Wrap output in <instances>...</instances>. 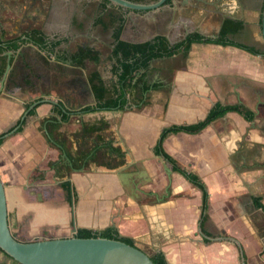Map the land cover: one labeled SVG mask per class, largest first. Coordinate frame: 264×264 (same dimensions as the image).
I'll return each instance as SVG.
<instances>
[{
  "label": "crops",
  "instance_id": "crops-1",
  "mask_svg": "<svg viewBox=\"0 0 264 264\" xmlns=\"http://www.w3.org/2000/svg\"><path fill=\"white\" fill-rule=\"evenodd\" d=\"M63 1L65 4L67 0ZM73 1L78 4L82 0ZM189 3L179 10L172 0L152 11L122 9L119 12L126 21L121 39L144 43L162 35L177 43L187 37L189 30L213 37L223 21L230 20L240 23L241 29L229 35V40L264 52V0ZM51 15L59 30L48 34L37 28L50 41L62 40L55 53L33 46L24 32L0 36V42L17 39L19 43L16 51L11 50L12 77L26 72L33 57L40 56L45 64L54 62L55 72L67 85L63 96L55 99L70 115L67 122L55 115L60 124L52 134L63 146H52L42 125L45 118L54 116L55 105L51 103L38 104L36 114L26 117L22 130L0 144V177L9 190V215L12 208L32 209L33 203L24 202L22 197L37 195L33 187H39L40 180L35 178L39 173H44L49 183L44 167L50 162L71 166L70 155L80 163V157L96 143H102L96 160L60 176H69L75 190L78 228L115 227L121 235L133 238L135 244L162 251L172 264H264V211L254 201L259 198L264 206V55L231 44L193 42L186 57L180 52L154 59L137 76L155 86L145 96H132L123 109L81 113L82 108L97 103L93 84L98 82H91L94 74L107 87L118 88V64L112 55L113 29L102 27L109 31L108 38L94 32L68 33L67 29L63 31L65 23L84 21L87 14L66 12L60 6ZM93 17L94 14L95 20ZM79 38L88 44L77 46ZM103 41L108 44L106 63L101 60L97 44ZM1 45L0 70L9 51ZM82 49L97 53L98 61L87 59L84 65H78L73 57ZM91 61L94 64L88 66ZM44 77L47 79L43 80L50 78ZM44 98L43 94L23 98L12 91L0 93V135L13 130L28 104ZM216 105L241 106L252 112L253 118L229 111L197 133L169 134L163 149L171 160L156 154L155 146L164 128L197 124ZM109 144L124 152L121 165L108 168L104 164L118 161V157L107 158ZM93 154L94 151L88 158ZM175 164L197 175L205 185V219L204 191L176 171ZM41 203L36 206H43ZM48 206L51 205L45 204ZM52 209L53 206L37 215L54 222ZM59 212L58 230L70 232L72 227L65 219L69 215L67 208L62 206ZM47 226L52 225L46 223L43 228ZM0 254L1 264H15L1 250Z\"/></svg>",
  "mask_w": 264,
  "mask_h": 264
},
{
  "label": "trees",
  "instance_id": "trees-1",
  "mask_svg": "<svg viewBox=\"0 0 264 264\" xmlns=\"http://www.w3.org/2000/svg\"><path fill=\"white\" fill-rule=\"evenodd\" d=\"M136 3H142V4H150L155 3L158 0H130ZM171 3V0H167L166 4ZM101 9H102V16L98 19L97 23L101 24L102 27L106 29H113V40H114V47L112 50V55L114 59L117 61V76H118V88H109L107 87L101 79H99V76L97 74H94L91 78V82L97 81L98 84L94 85V93L97 100V103L95 106H87L82 108L79 112L86 113L91 112L94 110H105V109H123L125 108L129 101L131 100L132 96L138 95V96H145L149 93V91L155 86L148 85L147 83L143 82L142 78H138L137 76L144 70L146 71L151 61L157 58L161 57H169L176 53L182 52L183 57L187 56V53L190 49V46L193 42H205V43H215V44H231L235 45L244 49H247L255 54H263L264 52H261L259 49L255 47H250L243 45L241 43L229 40L228 37L231 34H235L238 30L241 29L240 23H233L230 20H224L222 27L219 31V33L215 37H207L204 36L198 32H193L187 35V37L175 44H171L170 41L166 36H156L153 40L147 41L144 43H129L125 42L121 39V33L123 31L125 21L126 19L121 16V13L119 11H122L123 8L115 5H111V3L108 0H101ZM104 15L108 16V21H104L103 17ZM24 35L28 37V40L31 41L34 45L38 46L39 49L43 51H47L49 53H55L57 47L62 42L60 41H50L44 34V32L41 31L39 28H32L29 32H26ZM2 44L1 46L5 47L6 50H14L16 51L19 48V43L17 39L13 40H5L3 42H0ZM93 60L98 61V54L95 52H92L90 50H80L78 54H76L73 57V60L75 62L82 66L84 65V62L87 60ZM7 66V57L5 56L1 65L0 70V77L4 73ZM94 83V82H93ZM32 103L28 104L26 106V109H29ZM60 110H59V108ZM36 108L37 106H34L31 108L28 112L29 115L36 114ZM58 108V109H57ZM62 105L59 103L58 105H55L53 108L54 116L45 118L42 122L43 127H47V135H48V141L49 143L57 147L59 144L63 146L61 142H59L54 135L52 134V129L56 128L60 123L57 119V115L60 117L62 122H67L70 118V115L65 114L62 110ZM229 111H237L241 113L243 116H245L247 119H252L253 114L249 110L241 107V106H222V105H216L212 108L210 113L207 115V117L194 125H174L171 127L164 128L161 132L160 138L157 142V145L155 146V152L158 155H161L165 157L167 160H171V157L164 151L163 149V142L165 138L171 134V133H177L180 131L185 132H191V133H197L204 129L207 125H209L212 121H214L216 118L225 115ZM77 113V112H76ZM56 115V116H55ZM26 119L22 121L20 118L16 125L21 124L17 132H20L22 130L23 125L25 124ZM61 122V123H62ZM100 126L103 125V122H100ZM86 128V126H85ZM84 128V129H85ZM14 129V128H12ZM11 129V130H12ZM0 135V144H2L5 140ZM59 145V146H60ZM102 148V143H96L94 147L85 155L80 157V163L77 162V159L73 156L70 159H72L73 166L71 165H62L58 166V175L63 176L65 174H68L71 169L74 168H81L83 165H87L90 161L96 160V158L99 157L98 151L99 148ZM109 152L107 157L108 159L114 160L115 157H118V161L112 163V162H104V164L110 168L113 167L115 164L121 165L124 162V152L117 147H113L112 145L109 146ZM94 151V154L90 157L89 155ZM105 156V154H104ZM102 156V157H104ZM105 158V157H104ZM57 162H50L49 166H57ZM175 170L181 173L183 176H185L189 181L199 186L204 191V198H203V218H206V213L204 212L207 209L208 203H207V193L205 189V185L201 181V179L185 169L181 168L180 166L175 164ZM62 170L64 171L62 174ZM65 177V176H64ZM70 182H64L63 187L70 186ZM71 187V186H70ZM74 196V194H73ZM255 205L258 208H262L264 211V206L260 202L259 198H255ZM76 236L81 238H89V237H107L111 239H117L124 241L130 245H136L133 238L128 236H123L119 233L118 229L115 227H107L103 230H94V229H88V228H78ZM10 258V257H9ZM152 260L155 264H169L168 260L166 259L165 254L162 251H156L152 256ZM15 264H20L16 260L10 258Z\"/></svg>",
  "mask_w": 264,
  "mask_h": 264
},
{
  "label": "water",
  "instance_id": "water-1",
  "mask_svg": "<svg viewBox=\"0 0 264 264\" xmlns=\"http://www.w3.org/2000/svg\"><path fill=\"white\" fill-rule=\"evenodd\" d=\"M108 1L111 5L119 6L124 10L140 12L161 8L166 5L167 0H158L150 4L136 3L130 0ZM195 1L207 3L208 0ZM172 3L177 8L176 10L190 4L189 0H172ZM189 31L187 35L190 34ZM261 36L264 39V9L262 13ZM170 43L175 44L171 41ZM6 53L8 56L7 67L0 82V93L5 92V82L13 70V63L11 62L13 52L9 50ZM91 95L94 99L93 93ZM43 96L45 97V94ZM40 103L59 104L58 101L46 97L41 100H36L25 111L21 118L22 121L26 118L29 110ZM20 126L21 124L17 125L12 131L5 133L2 137L8 138L17 132ZM45 130L47 131L46 125ZM63 157L69 162L65 153ZM69 163L72 165L71 162ZM55 183L57 184V182ZM49 184L43 180L37 183L39 187H33L34 192H38L37 195H33L34 197H38V202H42V196H45V189L48 190ZM59 185L61 186V182H59ZM8 195L9 190L0 177V250L20 264H155L151 256L136 245H130L124 241L107 237L81 238L76 236L78 227L75 217H73V225L70 232L62 234L47 233L40 237H36L37 235L34 234L32 238H21L12 231ZM72 206L74 209L75 204L72 203ZM25 236H29V233H26ZM243 261L245 260L243 259ZM169 264L172 263L169 262Z\"/></svg>",
  "mask_w": 264,
  "mask_h": 264
},
{
  "label": "rangeland",
  "instance_id": "rangeland-1",
  "mask_svg": "<svg viewBox=\"0 0 264 264\" xmlns=\"http://www.w3.org/2000/svg\"><path fill=\"white\" fill-rule=\"evenodd\" d=\"M0 2H2L0 3V7L4 9L2 12L6 14V16L8 15V13L10 14L6 17V19H3L4 25L6 26L8 30V32L6 33V37H9L12 35L14 36L19 35L28 28L31 29V28L40 27L44 29V31H46L48 34L54 32L55 30L56 31L59 30L60 28L57 26V23L54 21V18L52 17L51 14L53 12H58L60 6H62L63 11H66V12L67 11L68 12L80 11L82 13L85 12L87 14V17L85 18L84 21L65 23L63 27L64 32L66 31V29L68 33H71L70 31H79V33L81 34L82 32H88L89 34H92V32H94L96 33L97 36L99 35L98 37L105 36L108 38L109 31L108 30L104 31L102 28V25L97 23V20L99 19L98 17H101L103 14L102 13L103 11L101 9V0H91V1L82 0L78 4L77 2H74L73 0L71 1L67 0L65 4H64L65 1L63 0H18V1L0 0ZM93 14H94L93 18L95 20H92ZM103 20L107 22L108 16L104 15ZM95 21H96V24H95ZM76 43H77V46L81 45L82 43L88 44V42L80 38L77 39ZM97 44L100 47V51L102 54L101 60L103 61V63L108 62L109 61L108 60V44L104 43V41L97 43ZM33 59H35L36 63L38 64V68L34 69V71L36 72L35 74L37 78H33L32 80L33 84L31 85V86H34V88L27 89L23 87L22 89L19 90V93H15V95L20 94V96H22L23 98H26L29 95L38 96L40 94H45V97L47 95H50L49 98L52 100H56L55 99L56 96L62 97L67 85L63 83L64 82L63 79L59 77V75L57 74L58 71L55 72V69H56L55 65H52L54 64V62H49L48 64H45L41 60L40 56L38 57L36 56L35 58L33 57ZM33 59H31L30 65L33 64ZM92 64H94L93 61L89 62L88 66H92ZM42 75L51 77V78H48L49 80H43L44 78L42 77ZM30 76L31 75H29V77ZM19 80H20L19 74L16 77H12L13 83L10 84V86H13L15 82H20ZM27 81H30V79ZM7 92H9V89H7ZM49 183H50L49 188L53 189L57 187L55 182L54 183L49 182ZM45 192L47 193V195L49 194L47 191ZM58 194H59L58 196L62 200L65 193L63 192V195H62V192ZM47 195L42 196L43 200L41 204L44 205V203H46L47 201H50ZM37 199L38 197L35 196L33 197L31 201L38 202ZM64 203L66 205V202ZM72 203H74V199H72ZM11 206H12V203H11ZM13 211L14 209L12 208L11 210L12 231L15 233L16 231L15 229H13V223L15 221L14 219L15 211L14 212ZM47 233L62 234V232H60L58 228L51 229V230L49 229L44 230L43 232L41 230H34L32 232H29V236H22L21 238H32L34 234L37 235L36 237H40ZM136 246L142 247L141 249L144 250L146 253H148L150 256H152L156 252L151 246H147L143 244H136ZM2 256L3 255L0 254V260L3 259Z\"/></svg>",
  "mask_w": 264,
  "mask_h": 264
},
{
  "label": "flooded vegetation",
  "instance_id": "flooded-vegetation-1",
  "mask_svg": "<svg viewBox=\"0 0 264 264\" xmlns=\"http://www.w3.org/2000/svg\"><path fill=\"white\" fill-rule=\"evenodd\" d=\"M13 1H18V0H13ZM2 3V2H0ZM4 9L0 7V36L6 37V33L8 32L6 26L4 25L3 19H6V17L8 15H10L8 13V15L6 16V14H4L2 11ZM32 29V28H31ZM31 29H26L24 31V33L29 32ZM60 55L57 54V58H59ZM2 65V63H1ZM7 67V66H6ZM38 68V64L36 63V61L33 60V64L29 66V68H26V72H24L23 74H20V82H15V84H13V86H10V84L13 83L12 81V73H10L8 80L5 82V86L4 89L7 91V89H9V92L12 91L13 93H19V90L22 89L23 87L27 88V89H32L34 88V86H31L33 84L32 80L33 78H37L36 77V72L34 71V69ZM6 70V69H5ZM5 72V71H4ZM29 75H31L29 77ZM4 76V73L2 74V76L0 77V82L2 80ZM42 77L44 79H47L46 77H44V75H42ZM51 78V77H50ZM30 81H27L29 80ZM49 80V79H48ZM28 109L25 108V111H27ZM24 111V113H25ZM23 113V114H24ZM28 116V114H27ZM26 116V117H27ZM22 118V117H20ZM26 119V118H25ZM17 124V123H16ZM17 126V125H16ZM15 126V127H16ZM57 164V163H56ZM58 166H47L44 167V170L47 171V175L49 177V182H57V187L53 188V189H45V191H47L49 194L47 195V193L45 195H47L49 197V202L47 201L45 204L46 205H51L53 206V213H54V222H50V220H48V222H46V220L43 218L42 215H37V214H42V211H44L46 208H48L50 210L51 206L45 207V204L43 206H36L37 203L35 201H31L33 199L34 196H26V197H22V200L25 202H27L28 204L33 203L32 205V209L28 210H20L21 208H15V212H14V223H13V229H15V234H17L19 237L25 236L26 233L32 232L34 230H41L42 232L44 230H48L47 227L51 228V229H55L57 228V226L59 225L58 223V219H59V210L60 207L65 206L69 212L68 218L66 217V222L68 223V226L71 228L73 225V217H75V207L73 209L72 207V197L74 199V203H76V194H75V190L72 188L71 184L70 186L68 185L67 187H63L64 182L69 181V176L67 178H63L60 177L58 175ZM40 174V173H39ZM36 178L40 181H43L45 179L44 173H41L39 176H36ZM59 182H61V186L59 185ZM70 182V181H69ZM61 187V188H59ZM50 190V191H49ZM62 190V191H61ZM63 191L65 193L64 197L61 198L58 196L60 192H62L63 195ZM74 194V196H73ZM62 202V204H61ZM66 202V205L65 203ZM48 203V204H47ZM64 203V204H63ZM20 205H23L22 203ZM38 210V212H37ZM37 216V217H34ZM55 221L57 222V224L55 223ZM46 223H50V225L52 226H47L45 229L43 228V225ZM49 229V230H51Z\"/></svg>",
  "mask_w": 264,
  "mask_h": 264
}]
</instances>
